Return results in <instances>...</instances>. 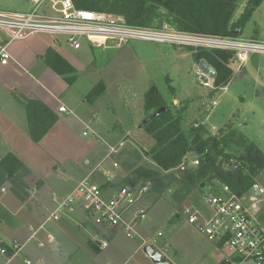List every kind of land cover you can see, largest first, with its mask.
<instances>
[{
	"label": "rangeland",
	"instance_id": "1",
	"mask_svg": "<svg viewBox=\"0 0 264 264\" xmlns=\"http://www.w3.org/2000/svg\"><path fill=\"white\" fill-rule=\"evenodd\" d=\"M248 1L241 3L237 17L248 7ZM262 4L250 19L243 38L264 41V2ZM33 8L29 0H0L1 10L28 13ZM169 22L166 25L171 27ZM172 28L176 27L173 25ZM38 35L52 39L48 34ZM61 40L66 47L64 55L77 71L76 85L69 93L72 101L78 103L81 97H87L102 82L106 85V92L93 104L89 101L86 105L74 103L77 109L73 114L83 113V116L76 119L68 114L66 123L70 131L65 137L61 132L59 135L55 133V138L52 136L53 140L50 139L52 142H46H49L48 152L42 162L47 174L57 165L54 158L67 165L60 168L59 172L63 174L66 168L70 169L75 164L74 161L82 164L86 174L98 166L100 160L104 164L97 168L98 172L119 162L123 170L121 174L128 178L139 167L157 170L154 161L145 154L156 141L144 130L148 117L145 94L154 86H158L167 102L174 103V106L183 101L190 102L185 127L198 122L208 129L211 136L231 128L254 142L264 153V56H253L242 68L234 59L229 60L234 73L231 83L216 90L214 83L207 88L200 82H211V78L199 76V64L192 60L190 52L182 48L139 41L130 42L123 48H95L84 41L83 48L74 51L68 47L64 37ZM213 101L217 103L213 104ZM111 128H119L116 136L109 133ZM112 148L117 149V153L109 156ZM195 159L189 156L188 166H193ZM86 160L92 161H88V168H84ZM232 164L226 167L230 168ZM256 178L264 186V170ZM142 182L139 185L147 183ZM72 184L76 189L79 182ZM176 187L175 183L160 193L151 186L143 197L144 201L141 200L131 210L134 214L142 206L148 207L146 218L135 225L133 237H128L123 231L119 237L121 243L129 251L139 247L143 253L145 247L152 246L171 264L231 263L233 256L228 249L216 246L188 223L183 216V208L195 205L196 197L191 195L180 202L173 198ZM197 197L201 202L202 196ZM143 226L146 227L145 235L140 231Z\"/></svg>",
	"mask_w": 264,
	"mask_h": 264
},
{
	"label": "trees",
	"instance_id": "2",
	"mask_svg": "<svg viewBox=\"0 0 264 264\" xmlns=\"http://www.w3.org/2000/svg\"><path fill=\"white\" fill-rule=\"evenodd\" d=\"M72 1L79 9L120 15L129 26L164 28L170 21L172 26L185 33L229 37H242L254 12L264 2L249 0L248 7L237 17L244 0ZM174 47L190 52L195 63L205 60L214 67L216 77L213 82L216 90L231 83L234 73L228 61L233 59L232 54L219 50L197 51L195 48ZM44 59L69 85L76 82L74 68L54 50H49ZM105 92L106 85L99 83L86 100L93 104ZM15 99L27 111L32 142L39 144L56 126L58 117L41 100H31L22 95H15ZM144 103L148 116L144 122V130L156 141L154 147L145 154L151 157L158 169L139 167L134 175L122 180L119 188L137 187L141 181L152 182L154 190L162 193L176 183L174 199L182 202L193 195L196 197L195 205H199L200 198L197 195L202 196L208 187L215 186L217 182L228 185L234 193L243 195L258 181L256 177L264 170V153L254 142L231 128L211 136L208 129L198 122L185 127L190 102L183 101L174 106V103L167 102L158 86L151 87L146 92ZM163 107H166V111L153 117ZM189 156L196 157L200 161L199 165L194 166V161L193 166H188ZM231 162L237 167L233 169L232 164L227 168L226 165ZM182 166H185L183 171ZM26 173H29L26 165L15 155L9 153L0 160L1 183L9 180L15 188L20 189L23 184L19 179ZM108 183L102 185V188L115 185L113 182Z\"/></svg>",
	"mask_w": 264,
	"mask_h": 264
},
{
	"label": "crops",
	"instance_id": "3",
	"mask_svg": "<svg viewBox=\"0 0 264 264\" xmlns=\"http://www.w3.org/2000/svg\"><path fill=\"white\" fill-rule=\"evenodd\" d=\"M51 38L48 40L37 35L11 43L8 49L12 60L7 65H0V160L11 153L26 165L29 172L21 175L19 180L23 185L20 189L9 180L1 183L0 177V264H155L146 253L139 251V247L132 251L126 249L119 238L124 231L122 228H100L82 209L67 208L59 215V220L52 218L58 204L75 190L73 182L80 184L82 179L90 176L92 181L105 185L108 181L103 174L113 171L115 185L106 189L109 196L127 176L121 174L123 170L119 162L114 163L119 164L118 170L114 171V165H111L98 172L103 160L88 174L78 161H74L70 169L66 168V173H60L63 163L55 158L57 165L52 172L47 174L44 170L42 160L47 156L51 137L55 138L60 132L65 137L70 131L66 121L69 119L67 115H74L73 111L77 109L74 103L87 104L86 97H81L77 103L69 95L77 80L69 85L45 62V55L54 50L73 67L64 55L63 41ZM73 68L77 77L76 68ZM15 95L41 100L58 117L56 126L39 144L30 138L27 111L17 102ZM61 106H66L70 113L60 112ZM80 114L74 115L76 119L83 116ZM118 130L111 128L109 133L115 135ZM88 161L84 162V168L89 167ZM140 231L145 235L146 227ZM104 243H107L106 247H103ZM15 245H19V250H15ZM1 249H6V253L2 254Z\"/></svg>",
	"mask_w": 264,
	"mask_h": 264
},
{
	"label": "built area",
	"instance_id": "4",
	"mask_svg": "<svg viewBox=\"0 0 264 264\" xmlns=\"http://www.w3.org/2000/svg\"><path fill=\"white\" fill-rule=\"evenodd\" d=\"M33 11L16 13L0 10V65L12 60L8 49L17 43L38 34H49L56 39L65 38L73 49H81L86 41L92 47L123 48L130 42H145L165 46H179L199 50H219L233 55L244 67L253 56H264V41L236 36L189 34L164 25V28L129 26L120 15L101 11H87L75 7L72 0H29ZM199 76L204 75L199 69ZM211 82L200 81L205 87ZM60 112L70 113L66 106ZM86 132L84 133V135ZM117 153L112 148L110 155ZM200 161L195 159L194 166ZM233 169L237 167L234 164ZM119 164H114V171ZM109 183L115 180V173L104 174ZM151 182L137 187L124 186L106 193L102 184L88 176L80 181L76 189L58 204L52 218L57 221L64 209L79 208L86 212L98 227L104 229L122 228L128 237H133L134 227L147 216L148 208L142 207L134 214L131 210L139 204L150 190ZM199 205L183 208L188 223L207 239L228 249L233 256L228 264H264V186L256 181L243 195L234 193L230 186L217 182L202 195ZM132 216L130 219H128ZM107 243L103 244L106 247ZM19 250V245L14 246ZM5 254L6 249H1Z\"/></svg>",
	"mask_w": 264,
	"mask_h": 264
},
{
	"label": "water",
	"instance_id": "5",
	"mask_svg": "<svg viewBox=\"0 0 264 264\" xmlns=\"http://www.w3.org/2000/svg\"><path fill=\"white\" fill-rule=\"evenodd\" d=\"M199 69L203 72L204 75H207L212 80L216 77V70L213 66H210L205 60H201L199 62ZM166 111V107L161 108L154 114L153 117L156 118V116L161 115L163 112ZM185 169V166L181 167V170L183 171ZM205 185H203L204 187ZM145 253L148 257L152 259V261L155 264H171L166 258L162 257V254L158 251H156L153 247L147 246L144 249Z\"/></svg>",
	"mask_w": 264,
	"mask_h": 264
}]
</instances>
